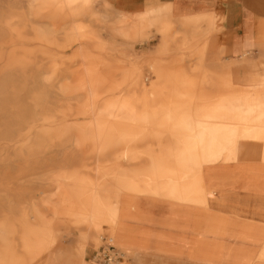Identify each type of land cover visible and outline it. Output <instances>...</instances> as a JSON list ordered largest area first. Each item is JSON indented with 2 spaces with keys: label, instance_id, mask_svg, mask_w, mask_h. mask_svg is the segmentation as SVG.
I'll return each mask as SVG.
<instances>
[{
  "label": "rangeland",
  "instance_id": "374dc122",
  "mask_svg": "<svg viewBox=\"0 0 264 264\" xmlns=\"http://www.w3.org/2000/svg\"><path fill=\"white\" fill-rule=\"evenodd\" d=\"M212 21L0 0V264H94L102 237L122 264L239 263L217 228L264 197V50L207 63Z\"/></svg>",
  "mask_w": 264,
  "mask_h": 264
},
{
  "label": "crops",
  "instance_id": "0c3cea01",
  "mask_svg": "<svg viewBox=\"0 0 264 264\" xmlns=\"http://www.w3.org/2000/svg\"><path fill=\"white\" fill-rule=\"evenodd\" d=\"M113 12L124 15H141L148 10L168 7L173 19L188 16L213 17L208 38L207 63L220 65V61L235 62L249 53L264 50V0H105ZM264 58V53H262ZM227 62V63H229ZM241 203H226L227 217L217 228V237L228 246L221 248L225 260L240 264H264V223L253 209L264 208V197L242 196ZM203 206V203H197ZM260 206V207H259ZM238 210H231V208ZM245 209H248L245 210ZM261 210V209H260ZM204 220L209 217L201 213ZM264 221V220H262ZM203 226V225H202ZM88 235L99 227L85 228ZM259 250L254 254L252 248ZM86 250V248H85ZM95 250V249H94ZM92 251L91 255L93 254ZM85 254V252H84ZM144 264H177L163 260L166 254L143 252ZM90 255V256H91ZM230 255H233L231 259ZM244 256L241 260L239 257ZM84 259V257H83ZM240 259V260H239ZM245 263L244 260H248ZM131 264L135 262L131 259ZM238 263V264H239ZM196 264V263H183Z\"/></svg>",
  "mask_w": 264,
  "mask_h": 264
},
{
  "label": "built area",
  "instance_id": "2783aa9c",
  "mask_svg": "<svg viewBox=\"0 0 264 264\" xmlns=\"http://www.w3.org/2000/svg\"><path fill=\"white\" fill-rule=\"evenodd\" d=\"M102 243L91 255L90 262L94 264H122L124 254L114 244L111 238L102 237Z\"/></svg>",
  "mask_w": 264,
  "mask_h": 264
},
{
  "label": "bare ground",
  "instance_id": "6f19581e",
  "mask_svg": "<svg viewBox=\"0 0 264 264\" xmlns=\"http://www.w3.org/2000/svg\"><path fill=\"white\" fill-rule=\"evenodd\" d=\"M161 32V35H162V40L163 39H166V36H167V34H166V30H162V31H160ZM100 237V236H99ZM123 252V251H122ZM124 253V252H123ZM125 254V253H124Z\"/></svg>",
  "mask_w": 264,
  "mask_h": 264
}]
</instances>
